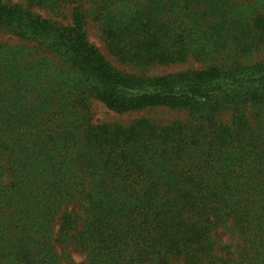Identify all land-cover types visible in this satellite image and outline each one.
I'll list each match as a JSON object with an SVG mask.
<instances>
[{
    "label": "trees",
    "instance_id": "1",
    "mask_svg": "<svg viewBox=\"0 0 264 264\" xmlns=\"http://www.w3.org/2000/svg\"><path fill=\"white\" fill-rule=\"evenodd\" d=\"M263 46L264 0H0V264H264Z\"/></svg>",
    "mask_w": 264,
    "mask_h": 264
},
{
    "label": "rangeland",
    "instance_id": "2",
    "mask_svg": "<svg viewBox=\"0 0 264 264\" xmlns=\"http://www.w3.org/2000/svg\"><path fill=\"white\" fill-rule=\"evenodd\" d=\"M13 2L20 3L22 0H12ZM235 3H244L247 2L248 0H232ZM261 2H257V6H259ZM254 5V4H253ZM256 6V5H255ZM261 8V7H260ZM38 12H40L43 16H50L48 13L42 9H37ZM67 20V19H66ZM87 37L88 40L94 44L95 47H97L100 52H102L110 62H112L115 66H117L119 69H127L129 67H126L119 62L115 61L112 56L108 53V50L103 43V41L100 39L97 31L96 24L91 21L89 22L87 26ZM3 41H9V43L14 44L17 42V38L10 36V35H2L1 36ZM264 58V46L261 49L259 53L254 54L251 59H248L250 62L255 61L258 59ZM203 65L201 63H198L192 59L188 60L187 62L184 63H179V64H174L170 66H155V67H150L147 70V73L149 74H164V73H169V72H174V71H180L183 69H188V68H201ZM91 112L93 116V121L97 122H122L126 123L129 122L135 118L141 117V116H162L165 118L173 119V118H180L183 113H175L173 111L165 110V109H155V110H141V111H134V112H126L123 114H119L116 112H113L109 109H107L103 103L97 101V100H92L91 103ZM223 242L222 243H227L228 240L230 239L228 235H222L221 236ZM68 253L70 254L71 259L69 261L63 260L64 264H71L70 261L72 260L73 262H80L84 260L85 255L79 251L74 250L72 247L67 248Z\"/></svg>",
    "mask_w": 264,
    "mask_h": 264
}]
</instances>
